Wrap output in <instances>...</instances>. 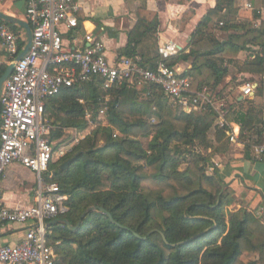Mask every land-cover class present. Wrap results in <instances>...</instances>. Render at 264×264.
Here are the masks:
<instances>
[{"label":"trees","instance_id":"trees-1","mask_svg":"<svg viewBox=\"0 0 264 264\" xmlns=\"http://www.w3.org/2000/svg\"><path fill=\"white\" fill-rule=\"evenodd\" d=\"M236 1L217 0L198 23L188 48L167 61L171 67L189 65L185 76L195 90L208 88L214 94L229 76L228 64H236L240 75L264 79V26L241 46L232 36L228 42L213 43L211 50H201L204 41H215L208 33L216 24L237 31ZM143 9L145 3H139L136 13ZM255 17L261 19L260 14ZM0 24L18 35L22 30L4 20ZM158 31L157 17L140 18L119 56L140 57L141 66L156 68ZM257 46L260 51L250 50ZM243 51L251 55L239 65L233 57ZM167 100L155 85L126 81L105 92L102 81L95 78L46 102L45 120L51 123L54 143L65 130L86 132V111L95 118L107 108L111 123L107 128L99 124L50 166L61 193L68 197V212L61 218L77 228L63 224L48 228L47 243L55 251L56 264H264V219L247 210L227 217L226 208L233 205L225 192L229 189L219 170L205 174L208 160L200 150L222 154L221 147L229 143L224 129L216 130L215 143L209 138L215 129V112L187 114L168 106ZM229 108L228 122L241 128L245 159L251 160L253 147L264 144V105L235 99ZM152 119L158 122L152 125ZM150 138L145 148L141 139ZM188 157L203 164L196 182L189 169L179 170ZM92 207L103 208L111 218L101 211L89 212ZM244 255L256 259L245 263Z\"/></svg>","mask_w":264,"mask_h":264},{"label":"built area","instance_id":"built-area-1","mask_svg":"<svg viewBox=\"0 0 264 264\" xmlns=\"http://www.w3.org/2000/svg\"><path fill=\"white\" fill-rule=\"evenodd\" d=\"M14 1L25 4L32 42L25 56L15 62L24 52L27 40L0 24V79L3 70L15 62L0 95V226H23L25 234L18 244L0 245V264H56L55 251L47 243V223L61 219L68 212V197L61 193L55 175L50 172L51 164L55 163V143L50 141L51 127L45 120L49 99L95 78L102 81L105 92L137 78L160 87L172 106L181 112L214 111L217 127L226 131L232 144L238 143L239 134L228 122V109L215 100L208 88L195 90L192 80L185 76L186 69L168 65L167 61L182 50L178 44L160 45V60L154 69L141 66L140 57L124 58L113 64L98 36L92 32L81 34L80 0ZM255 92L254 84L241 88L245 98L254 97ZM107 112L105 108L94 118L92 112L86 111L88 135L99 124L104 128L111 126ZM117 136L115 133L114 138ZM254 153L257 158L263 157L264 144L254 146ZM65 155L64 150L59 153ZM14 164L22 165L36 176L38 190L30 207L13 209L4 203L3 179ZM212 165V173L220 169L218 162L213 161Z\"/></svg>","mask_w":264,"mask_h":264},{"label":"crops","instance_id":"crops-1","mask_svg":"<svg viewBox=\"0 0 264 264\" xmlns=\"http://www.w3.org/2000/svg\"><path fill=\"white\" fill-rule=\"evenodd\" d=\"M80 2L81 12L78 19L83 21L80 23L81 34L92 32L98 36L106 47L109 61L113 64L125 58L119 56L120 50L127 45L128 33L140 18L147 21L154 17L158 18L159 45L174 42L181 49H187L198 23L217 4V0H80ZM142 2L145 3V9L136 13L137 5ZM0 12L30 25L25 15L24 3L0 0ZM19 35L28 42L24 29L19 31ZM188 66L180 65L186 70ZM230 80L231 76H228L224 81L225 86L221 88L229 106L235 99L240 102L249 99L257 106L264 105V95L258 96L255 93L252 98L242 97L238 91L230 88ZM232 124L240 137L241 128L236 123ZM239 137L238 143L229 145L228 152L218 154L214 159L220 163V177L239 200L237 207H244L264 219V156L257 158L253 151L252 159L246 160L245 144ZM28 171L30 170L20 164H14L7 169L3 179V200L9 208H27L34 205L36 187L29 182ZM24 234L23 226L1 225L0 245L18 244L24 238Z\"/></svg>","mask_w":264,"mask_h":264},{"label":"rangeland","instance_id":"rangeland-1","mask_svg":"<svg viewBox=\"0 0 264 264\" xmlns=\"http://www.w3.org/2000/svg\"><path fill=\"white\" fill-rule=\"evenodd\" d=\"M21 3V2H20ZM234 11L236 12V17H237V23L235 26H239L237 27V31L235 29H233V31H225L222 29V23L216 24L212 30L208 33V35L215 40L213 41H204L201 45V50L202 51H208L211 50V46L213 45V43L215 42H228L232 36L236 37V42L237 44H239L241 46V44H243L244 42H251V37L255 34L256 30L261 28L262 26H264L263 21H264V0H237L235 3V9ZM256 14H260L261 19H256L255 15ZM190 44V43H189ZM250 50H254V51H260L261 48L260 46L257 47H253ZM251 52L249 51H243L241 52L237 57H239L238 59H235L236 56H234V61H236V63H238L239 65L243 64L244 62H247L250 58ZM224 58L226 59L225 61H228V56L227 54L224 55ZM193 60V59H192ZM238 65V66H239ZM229 67V76H231V80H230V88H233V90L238 91L239 95L241 94V88L246 85V84H254L256 86V95H261L263 94V89H264V79L262 81V79H258V78H253L252 76L249 75H240V73H238V67L236 64H228ZM136 81H140L139 79H135ZM258 85V86H257ZM225 86L224 83H222V85L216 89L215 94V100L219 103H222L227 109L228 111L230 110L229 108V103L226 102L228 100L225 99L223 92H222V87ZM220 93H219V92ZM222 92V93H221ZM242 96V94H241ZM249 101V99H247ZM168 106H172V102H170V100L168 101ZM216 114V113H215ZM228 119V118H227ZM158 121L156 119H152L151 120V124L155 125ZM217 115H216V119H215V129L212 130V133L210 134V140H212V142L215 143V134H216V130H220L217 125ZM49 127H51V123L47 124ZM52 128V127H51ZM95 128H93L90 132H92ZM226 132V131H225ZM89 133L86 131L84 133H79L75 130H65V135L64 137L61 139L62 141H55V146L57 144V151L55 152L54 155V160L55 163L59 162L63 157L59 156V153L64 150L66 154H68L75 146L79 145L80 142L82 140H84V136L86 137ZM227 135V133H226ZM227 140L228 139V135H227ZM150 139L147 140H143L141 139L144 147L146 148L148 143L150 142ZM226 140V142H227ZM104 143L102 142L101 145H103ZM228 146L225 147H221V149H223V154H225L226 152H228L230 150V140L229 143H227ZM201 154L203 156H206V159L208 160V162H205L204 166H205V174L206 175H212L214 173H212L210 171L211 167L213 166V161L215 160L216 162H218V160L214 159V157H216L218 154H215L213 152V149H211L210 151H204V150H200ZM213 152V153H212ZM186 163H183L179 170L181 172L189 169L191 172V176L192 178L195 180L200 178V172H198V168L202 167L203 164H197V162H195L194 158H187V161H185ZM219 163V162H218ZM220 164V163H219ZM29 175V182L32 183V186L36 187V192H37V188H38V184H37V180L35 177V174L31 173L30 171L27 172ZM34 175V176H33ZM199 176V177H198ZM198 177V178H197ZM196 186H193L192 188H195ZM225 192L229 194L230 199L233 200V205L229 208H226V216L228 217L230 215V213L232 212H238L240 210H246L244 207L243 208H238L237 205L239 203V200H237L234 197V194L231 190H227L225 189ZM256 259V257L254 256H248V255H244L243 256V261L245 263H249L252 260Z\"/></svg>","mask_w":264,"mask_h":264},{"label":"water","instance_id":"water-1","mask_svg":"<svg viewBox=\"0 0 264 264\" xmlns=\"http://www.w3.org/2000/svg\"><path fill=\"white\" fill-rule=\"evenodd\" d=\"M0 20H4L6 22H9V23H12L14 25H17L19 27H21L22 29H24L26 31V34H27V39H28V42H27V46L24 50L23 53H21L15 62L17 61H20L24 56L25 54L29 51L30 49V46H31V42H32V28L30 27V25L26 22H22L20 20H17L13 17H9V16H6L4 15L3 13L0 12ZM15 62L10 65L6 70L5 72L3 73L1 79H0V95H1V91H2V88H3V85L4 83L7 81V79L9 78V76L13 73L14 71V68H15ZM72 162V160L68 161L67 163H65L63 165V169H65L70 163ZM89 212L91 211H101L103 213H106L110 218V214H108L103 208H100V207H92V208H89L88 210ZM84 215L82 216L81 220H80V223L82 222V219H83ZM112 223H115L112 219H111ZM57 224H63V225H67V226H70L69 224V221L66 220V219H56V220H53L49 223H47V228H50L54 225H57ZM70 228L72 230H76L77 228L76 227H72L70 226ZM165 239V238H164Z\"/></svg>","mask_w":264,"mask_h":264}]
</instances>
